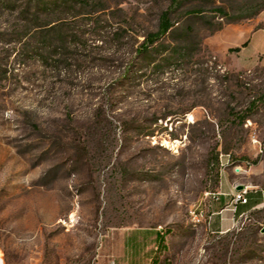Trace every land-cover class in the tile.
Returning <instances> with one entry per match:
<instances>
[{"label":"rangeland","instance_id":"rangeland-1","mask_svg":"<svg viewBox=\"0 0 264 264\" xmlns=\"http://www.w3.org/2000/svg\"><path fill=\"white\" fill-rule=\"evenodd\" d=\"M172 1L0 0L1 264H264V0Z\"/></svg>","mask_w":264,"mask_h":264},{"label":"trees","instance_id":"trees-1","mask_svg":"<svg viewBox=\"0 0 264 264\" xmlns=\"http://www.w3.org/2000/svg\"><path fill=\"white\" fill-rule=\"evenodd\" d=\"M33 2H36V5H40V0H31ZM85 0H55V4H62L66 5L71 2L77 3V2H84ZM184 0H173L171 7L166 10L161 17L159 28L156 32H151L149 33L144 41L140 44L139 46V51L141 54H148L151 53L152 50L156 47L155 45L161 40L174 26V22L172 19V12L174 11V8L178 10L179 7L182 6ZM249 42L244 43L243 47L247 46ZM241 47H237L232 49L233 51H240ZM218 161V160H217ZM253 193H247L249 202L245 205H248L252 199ZM254 198V197H253ZM255 199L257 202L252 205V207H255L261 203L263 200L261 195H255ZM253 199V200H255ZM252 202V201H251ZM239 212V206L237 208L236 214ZM138 240L135 241L134 245L135 248H138L140 244L137 242ZM155 243H156V248L157 249H166V235L164 232L157 231L155 233Z\"/></svg>","mask_w":264,"mask_h":264},{"label":"built area","instance_id":"built-area-1","mask_svg":"<svg viewBox=\"0 0 264 264\" xmlns=\"http://www.w3.org/2000/svg\"><path fill=\"white\" fill-rule=\"evenodd\" d=\"M248 191L247 190H237L236 193H234V197H235V212L237 211V208L240 204H247L249 202L248 196H247ZM219 199V198H218ZM204 212L196 213L195 212V219L200 221V217L203 216Z\"/></svg>","mask_w":264,"mask_h":264},{"label":"crops","instance_id":"crops-1","mask_svg":"<svg viewBox=\"0 0 264 264\" xmlns=\"http://www.w3.org/2000/svg\"><path fill=\"white\" fill-rule=\"evenodd\" d=\"M263 29H264V28H260L257 32H258V33H259V32H262ZM246 31H247L246 29L241 30V31L239 32V36L242 35V34H245ZM257 32L254 33V35H253V37H252V41L254 40L255 36L257 35ZM245 36H246V34H245ZM223 200L226 201V197L223 198ZM252 200H253V197H252L251 201H252ZM251 201H250V203H249L248 205L240 204V205H239V212H238L237 214H239V215L241 216L242 214H244V213H246V212L252 210L254 207H251V208L248 207V206L252 203ZM255 207H256V206H255ZM235 216H236V215H235Z\"/></svg>","mask_w":264,"mask_h":264},{"label":"water","instance_id":"water-1","mask_svg":"<svg viewBox=\"0 0 264 264\" xmlns=\"http://www.w3.org/2000/svg\"><path fill=\"white\" fill-rule=\"evenodd\" d=\"M244 189H245V186H243V185H241V186L238 187V190H240V191H242Z\"/></svg>","mask_w":264,"mask_h":264},{"label":"bare ground","instance_id":"bare-ground-1","mask_svg":"<svg viewBox=\"0 0 264 264\" xmlns=\"http://www.w3.org/2000/svg\"><path fill=\"white\" fill-rule=\"evenodd\" d=\"M0 264H1V262H0Z\"/></svg>","mask_w":264,"mask_h":264}]
</instances>
